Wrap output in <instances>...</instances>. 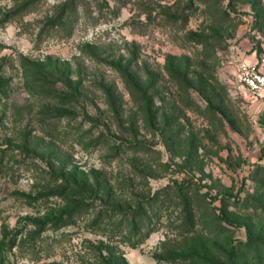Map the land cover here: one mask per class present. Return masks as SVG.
Masks as SVG:
<instances>
[{"label": "rangeland", "instance_id": "rangeland-1", "mask_svg": "<svg viewBox=\"0 0 264 264\" xmlns=\"http://www.w3.org/2000/svg\"><path fill=\"white\" fill-rule=\"evenodd\" d=\"M263 53L264 0H0V264H264Z\"/></svg>", "mask_w": 264, "mask_h": 264}, {"label": "built area", "instance_id": "built-area-1", "mask_svg": "<svg viewBox=\"0 0 264 264\" xmlns=\"http://www.w3.org/2000/svg\"><path fill=\"white\" fill-rule=\"evenodd\" d=\"M240 87L252 97L264 95V53L255 60L239 58L236 67Z\"/></svg>", "mask_w": 264, "mask_h": 264}, {"label": "trees", "instance_id": "trees-1", "mask_svg": "<svg viewBox=\"0 0 264 264\" xmlns=\"http://www.w3.org/2000/svg\"><path fill=\"white\" fill-rule=\"evenodd\" d=\"M137 231H140V229H137ZM250 241H252L251 238H250ZM235 255H236L235 248H233L232 249V259H235Z\"/></svg>", "mask_w": 264, "mask_h": 264}]
</instances>
